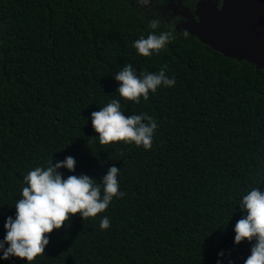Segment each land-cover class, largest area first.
<instances>
[{
  "label": "trees",
  "instance_id": "1",
  "mask_svg": "<svg viewBox=\"0 0 264 264\" xmlns=\"http://www.w3.org/2000/svg\"><path fill=\"white\" fill-rule=\"evenodd\" d=\"M200 1L176 3L194 14ZM168 5L0 0V240L23 177L51 159L73 157L74 171H59L98 183L116 167L125 193L95 217L70 216L30 264H245L250 255L254 241L234 243L233 228L241 197L264 191V70L185 36ZM152 31L172 39L145 57L133 42ZM128 64L137 75L163 70L175 84L129 101L115 80ZM113 99L126 117L156 121L150 149L99 143L91 113Z\"/></svg>",
  "mask_w": 264,
  "mask_h": 264
},
{
  "label": "clouds",
  "instance_id": "2",
  "mask_svg": "<svg viewBox=\"0 0 264 264\" xmlns=\"http://www.w3.org/2000/svg\"><path fill=\"white\" fill-rule=\"evenodd\" d=\"M143 2L147 4L148 0ZM149 27L156 30L158 25L152 21ZM171 39L170 32L156 34L152 31L134 41L133 48L147 57L163 49ZM115 80L119 82L116 91L119 96L135 103H139L141 97L147 100L149 92H156L158 87L175 84V80L169 79L163 70L137 75L130 64L118 71ZM91 124L100 144L124 141L145 150L151 148L157 128L156 121L146 113L126 117L117 99L92 112ZM75 163L71 156L56 163L51 159L46 167L36 166L23 177L20 198L14 204V216H7L3 225L5 235L0 240V260L15 257L30 264L45 252L49 244L48 234L61 229L70 216L79 213L83 219L95 217L110 205L114 197L125 195L119 190L120 169L111 167L99 183L87 175L65 177L59 171L73 172ZM239 205L243 218L233 228L234 243L254 241L245 264H264V191L251 188L241 197ZM99 226L102 230L108 229L109 219L102 217Z\"/></svg>",
  "mask_w": 264,
  "mask_h": 264
},
{
  "label": "water",
  "instance_id": "3",
  "mask_svg": "<svg viewBox=\"0 0 264 264\" xmlns=\"http://www.w3.org/2000/svg\"><path fill=\"white\" fill-rule=\"evenodd\" d=\"M169 9L183 20L178 30L186 31L227 58L248 61L264 70V0L200 1L192 14L169 0Z\"/></svg>",
  "mask_w": 264,
  "mask_h": 264
}]
</instances>
